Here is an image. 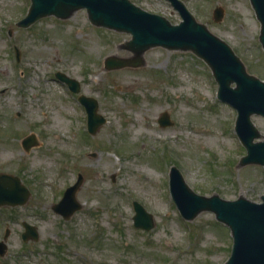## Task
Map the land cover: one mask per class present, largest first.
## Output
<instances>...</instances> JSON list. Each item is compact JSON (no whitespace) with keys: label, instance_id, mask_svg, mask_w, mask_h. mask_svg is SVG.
<instances>
[{"label":"rangeland","instance_id":"obj_1","mask_svg":"<svg viewBox=\"0 0 264 264\" xmlns=\"http://www.w3.org/2000/svg\"><path fill=\"white\" fill-rule=\"evenodd\" d=\"M129 1L180 22L167 0ZM180 1L264 81L260 25L248 0ZM29 5L0 0V173L17 176L30 192L24 205L0 207V241L9 231L0 264H223L229 230L210 212L183 220L169 194V170L176 167L199 195L259 203L264 166L240 165L236 113L217 99L207 65L189 51L156 47L142 54L141 67L108 70L107 57L135 58L128 33L92 25L84 9L18 28ZM216 7L220 22L213 21ZM56 72L77 81L79 92ZM79 95L95 99L105 119L95 135L86 131ZM163 112L170 126H159ZM251 121L264 136V118ZM28 135L37 143L25 151ZM77 174L82 207L65 221L51 206ZM133 201L152 216L151 230L133 226ZM22 222L37 229V241L22 242Z\"/></svg>","mask_w":264,"mask_h":264},{"label":"water","instance_id":"obj_2","mask_svg":"<svg viewBox=\"0 0 264 264\" xmlns=\"http://www.w3.org/2000/svg\"><path fill=\"white\" fill-rule=\"evenodd\" d=\"M27 14L17 26L27 28L39 19L54 16L67 19L75 11L85 9L88 20L97 27H104L131 35L127 49L135 55L133 60H120L108 57L106 69L124 67L138 68L144 62L142 54L150 48L161 47L168 51H189L204 61L211 69L218 84L217 97L229 104L237 112L235 132L246 150L240 165L264 166V136L251 121L256 114L264 117V81L247 73L241 60L231 47L213 35L204 24L196 21L192 13L179 0H167L181 18L178 24H171L162 16L148 13L129 0H30ZM255 16L260 23L258 41L264 50V0H249ZM223 9L213 10V21L220 22ZM55 76L65 82L72 92H78V83L61 73ZM234 85V86H232ZM79 101L87 113V130L94 135L105 119L97 114V102L93 98L80 96ZM161 127L172 123L166 112L160 114ZM256 140V141H255ZM37 141L33 135L23 141L28 151ZM83 178L67 187L61 200L51 208L55 214L68 220L81 209L76 193ZM170 194L180 214L192 220L201 212H211L215 219L230 229L232 237L231 253L224 264H264V196L261 203L252 202L242 196L236 200H224L217 194L203 196L195 193L184 181L180 171L172 167L169 179ZM30 193L20 180L12 175L0 174V206H17L27 202ZM133 225L149 231L154 227L152 216L138 203L133 202ZM23 241L38 239L36 228L22 222ZM6 231L3 240H6ZM6 251L4 241L0 242V255Z\"/></svg>","mask_w":264,"mask_h":264},{"label":"bare ground","instance_id":"obj_3","mask_svg":"<svg viewBox=\"0 0 264 264\" xmlns=\"http://www.w3.org/2000/svg\"><path fill=\"white\" fill-rule=\"evenodd\" d=\"M98 78H100V76H98ZM117 81V80H116ZM123 84H125V85H135V82H128V81H123Z\"/></svg>","mask_w":264,"mask_h":264}]
</instances>
